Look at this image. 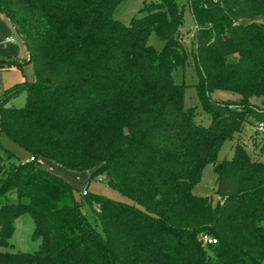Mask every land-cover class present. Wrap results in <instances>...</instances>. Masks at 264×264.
<instances>
[{
	"label": "trees",
	"instance_id": "16d2710c",
	"mask_svg": "<svg viewBox=\"0 0 264 264\" xmlns=\"http://www.w3.org/2000/svg\"><path fill=\"white\" fill-rule=\"evenodd\" d=\"M123 1L0 0L36 76L0 97L1 136L34 158L20 160L0 140V246L25 214L41 240L33 253L0 252V264H264V163L240 143L218 161L227 141L264 125V0H187L191 51L181 0L146 4L129 26L113 18ZM153 32L162 52L148 44ZM192 64L207 126L173 79ZM217 91L241 99L216 100ZM23 92L25 106L10 107ZM41 159L89 171L134 204L86 192L103 235L77 190ZM207 165L216 205L193 193Z\"/></svg>",
	"mask_w": 264,
	"mask_h": 264
},
{
	"label": "rangeland",
	"instance_id": "374dc122",
	"mask_svg": "<svg viewBox=\"0 0 264 264\" xmlns=\"http://www.w3.org/2000/svg\"><path fill=\"white\" fill-rule=\"evenodd\" d=\"M159 0H126L120 3L117 9L113 13V18L122 22L126 26H129L132 19L134 17L144 16L145 13L141 11V9L146 5L153 2H157ZM181 6L184 7V23L183 27L180 31V37L187 45L189 51L192 50V39L194 32L196 30V25L189 9V5L187 0H181L179 2ZM15 40L19 44L21 48H24V44L15 34ZM148 44L152 46L157 52H162L165 44L158 37V35L153 32L150 37ZM11 71V72H10ZM7 76L9 77L10 87L15 85L22 84L24 82H35L36 76L34 71L33 64H28L24 66L22 69L13 68L10 70ZM173 79L176 84H185V94H184V105L186 108H197L198 117L197 121L199 123L207 126L209 125V117L202 110L198 93H197V84L199 81L198 74L195 70L194 65H188L185 68H178L173 72ZM213 98L216 100L222 101H240V97L237 95H233L227 92L217 91L213 94ZM252 103L257 106H262V99H252ZM26 104V93L23 92L16 98H14L10 103V107L14 108H22ZM262 135L259 131V127L256 124H251L246 127L243 134L238 137L237 140L227 141L223 147L221 148L218 161H223L225 159H231L234 155L235 146L240 143L247 147L249 153L252 155L253 159L261 161L264 163V156L259 154L258 144L260 143ZM0 138L2 139V144L13 151L22 161H26L30 159L29 154H27L24 150H22L19 146L11 142L10 140L3 138L0 134ZM42 167L49 171H56L58 173H62L64 176L61 178L67 181L71 186H73L77 190V199L82 204V210L90 219L92 224L98 229V231L104 235L102 226L100 222H98L96 216V205L91 206L88 201L85 199L84 194L89 192L95 195H101L107 198H110L115 201L134 204V202L124 196L122 193L112 189L105 181L90 180L91 174L89 171L77 172L73 170H69L67 168L62 167L61 165L51 162L49 160L40 161ZM53 170V171H52ZM61 171V172H60ZM57 175L56 173H53ZM58 176V175H57ZM217 189V175L213 170V165H207L203 170V175L201 181L194 187L193 193L196 196L200 197H208L212 200L213 205H216L220 198L216 194ZM34 230H35V222L33 217L30 214H25L21 216L15 223V232L10 240V246L4 247L0 246V252L5 253H33L40 249L41 240L34 238Z\"/></svg>",
	"mask_w": 264,
	"mask_h": 264
},
{
	"label": "crops",
	"instance_id": "0c3cea01",
	"mask_svg": "<svg viewBox=\"0 0 264 264\" xmlns=\"http://www.w3.org/2000/svg\"><path fill=\"white\" fill-rule=\"evenodd\" d=\"M15 34V29L9 20L2 13H0V61H5L7 63L15 61L24 63L28 61L29 56L25 47L21 48L16 40L14 42H8V39L11 37L14 38ZM12 69L13 68H8L0 71V97L7 89L11 88L9 84V77L7 76L9 73L7 72ZM28 160L29 159H27V161ZM42 160L44 159H41L40 161ZM51 173H56L59 177L64 176L62 173H58L56 171Z\"/></svg>",
	"mask_w": 264,
	"mask_h": 264
},
{
	"label": "water",
	"instance_id": "95a60500",
	"mask_svg": "<svg viewBox=\"0 0 264 264\" xmlns=\"http://www.w3.org/2000/svg\"><path fill=\"white\" fill-rule=\"evenodd\" d=\"M14 29H15L16 34L18 35V37L20 38V40L24 44L25 48L27 49L28 56H29L28 61H26L24 63H7L5 65H0V70L1 69H8V68L24 67L25 65L31 64V62H32V56H31L29 48L26 45L25 39L22 37V35L20 34V32L17 28H14Z\"/></svg>",
	"mask_w": 264,
	"mask_h": 264
},
{
	"label": "built area",
	"instance_id": "2783aa9c",
	"mask_svg": "<svg viewBox=\"0 0 264 264\" xmlns=\"http://www.w3.org/2000/svg\"><path fill=\"white\" fill-rule=\"evenodd\" d=\"M14 41H15V39L13 37L8 39V42H14ZM259 131H260V133L264 134V125L263 124L259 125ZM0 140H1V138H0ZM29 160L33 161L34 158L30 157ZM203 239H204V241H206L208 243H216V241L214 239H212V238H210L208 236H205Z\"/></svg>",
	"mask_w": 264,
	"mask_h": 264
}]
</instances>
